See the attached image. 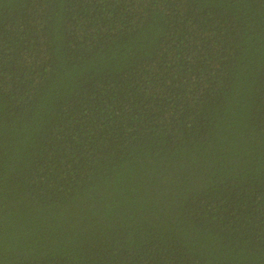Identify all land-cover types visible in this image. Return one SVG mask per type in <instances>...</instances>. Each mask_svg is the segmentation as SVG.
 I'll return each mask as SVG.
<instances>
[{"label": "trees", "instance_id": "trees-1", "mask_svg": "<svg viewBox=\"0 0 264 264\" xmlns=\"http://www.w3.org/2000/svg\"><path fill=\"white\" fill-rule=\"evenodd\" d=\"M0 264H264V0H0Z\"/></svg>", "mask_w": 264, "mask_h": 264}, {"label": "bare ground", "instance_id": "bare-ground-1", "mask_svg": "<svg viewBox=\"0 0 264 264\" xmlns=\"http://www.w3.org/2000/svg\"><path fill=\"white\" fill-rule=\"evenodd\" d=\"M261 101V100H260Z\"/></svg>", "mask_w": 264, "mask_h": 264}]
</instances>
